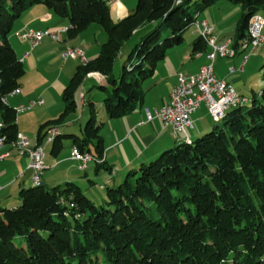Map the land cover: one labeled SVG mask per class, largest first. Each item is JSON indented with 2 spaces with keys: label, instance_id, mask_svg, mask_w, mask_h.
<instances>
[{
  "label": "trees",
  "instance_id": "trees-1",
  "mask_svg": "<svg viewBox=\"0 0 264 264\" xmlns=\"http://www.w3.org/2000/svg\"><path fill=\"white\" fill-rule=\"evenodd\" d=\"M218 1L138 0L115 22L108 0H0V137L14 144L19 136L18 113L4 100L20 88L26 69L10 36L32 7L42 5L68 19L69 39L93 24L108 36L98 56L81 64L65 88L61 115L40 127L39 146L82 108L79 98L91 74L106 79L97 89L108 119L134 113L144 103L145 82L168 50L183 44L197 18ZM229 1L241 10L233 37L240 53L249 42L250 21L264 13V0ZM149 24L157 26L115 76L124 45ZM206 44L199 36L193 53L208 51ZM246 100L209 133L178 142L119 185L107 186L99 207L73 182L23 189L19 207L0 209V264H264V87L250 105ZM87 105L82 135L58 132L51 142L54 156L70 140L81 154L104 160V123L95 103L89 99Z\"/></svg>",
  "mask_w": 264,
  "mask_h": 264
},
{
  "label": "crops",
  "instance_id": "crops-1",
  "mask_svg": "<svg viewBox=\"0 0 264 264\" xmlns=\"http://www.w3.org/2000/svg\"><path fill=\"white\" fill-rule=\"evenodd\" d=\"M220 1L226 2L221 4L222 6H219V10H215L214 14L211 13L213 9L203 13L205 14L203 19H207L215 26L219 40L224 41L229 38L233 39L241 10L240 8L239 10L230 8L227 5L232 4L229 0ZM111 5L115 7L114 15L112 13L115 22L120 21L134 10V5L121 4L122 7ZM93 25L75 39H69L67 33L62 34L59 41L47 36L39 46L32 48L29 42L16 37V33L27 29L36 31L69 29V20L61 19L52 10L37 5L26 11L16 22L14 33L10 36V42L23 63L26 74L20 82V94L9 96L7 103L13 108H18L28 105L31 101H44L42 106H38L28 114H18L17 117L19 135L27 138L29 147L38 146L40 127L48 121L57 119L63 112L62 94L81 65L79 60L65 58L64 52L68 48L79 49L84 52L87 60H93L98 56L101 45L108 39L100 26L97 28ZM151 25L154 24L144 26L135 35H141V33L151 29L153 27ZM89 31L93 32L92 36ZM98 37H101L102 41H98ZM127 43L123 47L126 56L132 50L131 43ZM192 43L186 50H175L176 48H174L167 52L166 58L158 64L155 76L145 82L144 103L134 113L121 119L110 120L104 112L103 102H101L98 109L100 113L103 112L102 136L105 147L102 163L93 160L87 164L86 169L82 170L80 169V162L72 159V150L74 149L70 140H66L68 142L66 144L64 142V149L57 156L52 154L51 141L48 144V152L44 150L46 169L43 172L41 184L43 183L45 187L50 188L66 182H73L80 186L93 202L99 199L104 200L107 186L119 185L122 183V179L126 178V174L137 170L142 164L152 161L161 152L173 148L178 141L173 137L172 128L165 127L162 121L155 117V112L170 101V94L178 83L179 74L194 75L202 65L208 62L206 54L197 56L196 53H193ZM25 53L30 55L24 58ZM244 56L238 54L234 59L219 58L214 65L215 76L218 79H227L240 94L245 92L246 80L243 75L250 60L243 67L242 72L230 75L229 69L230 67L240 69L242 63L246 61ZM99 84L107 85V82L104 78L97 77L96 74H91L85 80L83 93L79 98L82 106L80 116L77 117L75 116L76 113L73 114L69 118L70 121L67 120L60 127L59 132L61 134L82 135L83 125L89 112L87 100L90 99L94 103L102 101L100 95L93 93L100 86ZM148 111L154 116L151 121L148 120ZM210 117L208 108L203 103L201 108L193 114L194 128L190 129L189 134L186 135V140L194 141L212 130L216 124L213 126ZM0 124H2L1 118ZM77 125L79 130L75 128ZM44 144H47V141L44 140L40 146L43 147ZM7 154L8 156L0 160V186L2 188L0 191V209L13 208L11 206L20 201V192L35 186L34 179H32L34 172L29 169L28 155L14 147L13 144L4 143L0 147V156Z\"/></svg>",
  "mask_w": 264,
  "mask_h": 264
},
{
  "label": "built area",
  "instance_id": "built-area-1",
  "mask_svg": "<svg viewBox=\"0 0 264 264\" xmlns=\"http://www.w3.org/2000/svg\"><path fill=\"white\" fill-rule=\"evenodd\" d=\"M116 4H120V0H112ZM196 33H207L209 36V51L206 58L208 62L201 66L199 72L194 76H178V83L171 92L170 101L163 106L159 111L155 112V117L159 118L165 127H171L173 137L178 141H186V135L190 129L194 128L193 114L201 108L203 103L206 104L209 114L212 118H216L221 114L223 109L231 106V101L236 98V89L227 79H218L214 74V63L218 58L234 59L239 52L233 48V39L229 38L220 41L216 34L215 26L207 19H202L200 16L194 24ZM68 29L58 31H46L45 34H36V30L27 29L16 33L22 41L29 42L32 48L39 46L45 37L50 36L54 40L60 38L62 34H66ZM249 42L242 47L240 55H246V62L242 63L240 69L231 67L229 74L241 72L243 67L249 60L250 56L264 47V16L257 14L254 16V21H250L248 29ZM30 54L25 53L24 58ZM197 56H201L202 52H197ZM65 58L79 60L81 64H85L87 58L82 50L70 48L64 52ZM20 88L16 89L10 96L20 94ZM9 97V96H8ZM7 97V98H8ZM7 98L4 100L7 103ZM43 100L31 101L27 106L16 108L18 114L29 110L33 107L42 106ZM148 120H153L154 116L148 111ZM3 125L0 124V132ZM50 130L49 138L59 132L56 128ZM6 138L0 137V147L5 143ZM47 140V143H48ZM14 147L28 155L29 165H39L43 163L44 149L42 146L30 148L27 138L22 135L18 136L17 141L13 144ZM73 159L81 163L80 169L86 168L87 162L90 159L87 156L78 154V150H73ZM8 156H0V160ZM42 172L33 173L34 179H40ZM1 191V188H0Z\"/></svg>",
  "mask_w": 264,
  "mask_h": 264
},
{
  "label": "rangeland",
  "instance_id": "rangeland-1",
  "mask_svg": "<svg viewBox=\"0 0 264 264\" xmlns=\"http://www.w3.org/2000/svg\"><path fill=\"white\" fill-rule=\"evenodd\" d=\"M109 1V4H110V6H111V9H112V13H113V15H114V13H115V7L113 6V5H111V4H114V5H116V6H118V7H122V5L121 4H123V5H134L133 6V8L135 9V7L137 6V3H138V0H120V4H116V3H114V2H112L111 0H108ZM122 1V2H121ZM185 0H183V2H184ZM195 1H197V0H193V2H195ZM182 2V3H183ZM224 2H226V1H218L217 3H215V5H213L212 7H210L206 12H208V11H210V10H212L211 11V13L212 14H214L215 13V10L216 11H218L219 10V6H222L221 4H223ZM220 4V5H219ZM225 4V3H224ZM227 4V3H226ZM228 6H230V8H233V10H239V7H237V6H233L232 4L231 5H229V4H227ZM264 14V13H263ZM262 14V15H263ZM201 16V15H200ZM264 16V15H263ZM205 17V14H203V16H202V19ZM253 19V18H252ZM252 21V20H251ZM210 22V21H209ZM150 25V24H149ZM93 26H95V27H97V28H99L98 27V25H96V24H94ZM151 26H153V27H151V29H153V28H155L157 25L156 24H154V25H151ZM151 29H149V30H147V31H145V32H143V33H141V35L139 34L138 36H136V35H134L132 38H131V40L129 41L130 43H131V47H132V49L139 43V41H140V38L142 37V36H144V35H146L149 31H151ZM42 31V30H41ZM167 31V32H166ZM166 31H163V37H164V39H166L167 38V35H169V32H170V30L168 29V30H166ZM42 32H46V31H42ZM89 32H91V36L93 35V32L92 31H89ZM103 32V34H105V36L107 37V33L105 32V31H102ZM13 33H14V31L12 32V35H13ZM17 33H19V32H17ZM90 34V33H89ZM217 34V33H216ZM11 35V36H12ZM218 36V35H217ZM199 37V34L198 33H196L195 32V29H194V27H192L188 32H186V34H185V41H184V43L183 44H181V45H179L178 47H176V49L175 50H186V49H188L189 48V45L195 40V39H197ZM102 38L101 37H98V41H102L101 40ZM107 39V38H106ZM60 39H58V40H55V41H59ZM86 41V40H85ZM107 41V40H106ZM128 42V43H129ZM127 43V44H128ZM207 45V44H206ZM70 48H68V50H69ZM172 49H174V48H172ZM169 51H171V49L170 50H168V52ZM208 51H209V48H208ZM208 51H206V52H202V55H204V54H206L207 55V52ZM124 52H125V50L123 49V51L121 52V54H120V56L117 58V60H116V62H115V67H114V74H115V76H119L120 75V73H121V70H122V67H123V64L126 62V60H127V57L128 56H126L125 54H124ZM178 52V51H177ZM240 54V53H239ZM178 56H179V58H181V56L178 54ZM86 57V56H85ZM246 58V55L244 56V59ZM219 59V58H218ZM221 59V58H220ZM244 59H243V61H244ZM250 61H249V63L247 64V67H246V70H245V73H244V75H243V77L245 78V80H246V86H245V89H244V94H240L239 92V94L241 95V97L242 98H244V102H242V104L241 105H239L238 107H242L246 102H247V100H246V98H248L249 99V102L247 103V106L248 105H250L251 104V98L253 97V95H254V93H256V94H260V91L263 89V87H264V47L263 48H260L258 51H256L255 52V54H253L252 56H251V58L249 59ZM89 61V60H88ZM246 62V61H245ZM205 65V64H204ZM214 65H215V63H214ZM203 66V65H202ZM201 68V67H200ZM231 68V67H230ZM200 70V69H199ZM243 71V70H242ZM241 71V72H242ZM199 72V71H198ZM197 72V73H198ZM196 73V74H197ZM196 74H194V75H196ZM97 75V77H102V78H104L103 76H101V75H99V74H96ZM179 75H184V74H179ZM178 75V76H179ZM194 75H191V76H194ZM90 76V75H89ZM88 76V77H89ZM184 76H186V75H184ZM105 79V78H104ZM106 80V79H105ZM100 85V84H99ZM94 95H100L102 98H101V100L102 101H97V102H95V105H96V107L97 108H100V106H101V102H103V99H104V97H103V94H102V92L101 91H99L98 89H95L94 90ZM171 95V94H170ZM97 97V96H96ZM246 97V98H245ZM96 99V98H95ZM94 101H96V100H94ZM81 103V102H80ZM246 105V104H245ZM24 106H27V105H24ZM38 107V106H37ZM37 107H33V108H31V109H29V110H26V111H23L22 113H20V114H28V113H30V111H32V110H34L35 108H37ZM237 107V108H238ZM16 109V108H15ZM232 109H235V108H231L228 112H230ZM159 111V110H158ZM105 112V111H104ZM209 112V111H208ZM228 112H227V114H228ZM80 110H78V112L75 114V116H77V117H79L80 116ZM24 114V115H25ZM226 114V115H227ZM73 116V115H72ZM102 117H103V112H101L100 114H99V119H100V121H102ZM226 118V117H225ZM224 118V119H225ZM88 119H89V112H88V118L85 120V122H84V125H83V129H84V127H85V125H86V123H87V121H88ZM224 119H222V120H215V119H212L211 117H210V120H211V122H212V124H213V126L215 125V123H221ZM68 121H70V119H68ZM214 121V122H213ZM68 123V122H67ZM212 126V127H213ZM75 128L76 129H78L79 130V127H78V125L77 126H75ZM58 131H59V129L58 128H56ZM51 130H55V129H51ZM211 131V130H210ZM209 131V132H210ZM208 132V133H209ZM191 139V138H190ZM178 141V140H177ZM178 142H182V141H178ZM66 143H68L67 141H65V144ZM188 143V142H187ZM48 144L49 143H47V144H44V150H46L47 152H48V149H49V146H48ZM30 148H34V147H30ZM74 149V148H73ZM170 149V148H169ZM162 153V152H161ZM160 153V154H161ZM159 154V155H160ZM73 150H72V159H73ZM158 155V156H159ZM45 157H46V155H45ZM92 158H93V156H92ZM157 158V157H156ZM155 159V158H154ZM153 159V160H154ZM30 160V159H29ZM74 160V159H73ZM94 160V158L92 159V160H90L89 162H91V161H93ZM152 160V161H153ZM43 161H44V159H43ZM88 162V163H89ZM45 163V162H44ZM80 166H81V163H80ZM86 168H87V164H86ZM85 168V169H86ZM46 169V164H45V168H44V170ZM139 169V168H138ZM137 169V170H138ZM44 170H42V172H44ZM127 175V174H126ZM124 179H125V177L122 179V182L124 181ZM40 184H41V178H40ZM35 185V184H34ZM43 185V184H42ZM54 186H51L50 188H53ZM95 193V192H94ZM104 200H101V199H99V200H97V201H95L94 203H96V205L99 207V206H101V203L103 202ZM22 204V202H21V200L17 203V204H15V205H13V206H11V207H13V208H16V207H19L20 205ZM12 209V208H11Z\"/></svg>",
  "mask_w": 264,
  "mask_h": 264
},
{
  "label": "bare ground",
  "instance_id": "bare-ground-1",
  "mask_svg": "<svg viewBox=\"0 0 264 264\" xmlns=\"http://www.w3.org/2000/svg\"><path fill=\"white\" fill-rule=\"evenodd\" d=\"M112 1V0H111ZM112 2H114V1H112ZM252 21H254V18L252 19ZM194 27V26H193ZM46 32H42V31H36V34H45ZM199 34V36L207 43V44H209V36H208V34L207 33H198ZM59 38H56L55 40H58ZM253 54H255V53H253ZM252 54V55H253ZM251 55V56H252ZM237 55H235L234 56V58L236 57ZM251 56H250V58H251ZM249 58V59H250ZM245 60H246V58H245ZM249 61V60H248ZM247 61V62H248ZM87 63V61L85 62V64ZM247 64V63H246ZM245 64V65H246ZM242 102H244V98H242L241 97V95L237 92L236 93V98H235V100H232L231 101V106L230 107H228V108H226V109H223L222 111H221V114L218 116V117H216V118H212V119H217V120H222V119H224L225 117H226V114H227V112L231 109V108H237L239 105H241L242 104ZM58 134V132L57 133H55L54 135H52L51 137H50V139L48 140V138H49V135H48V137H47V139H46V141L48 140V143L49 142H51L54 138H55V136ZM40 146V145H39ZM36 147H38V146H36ZM43 148V147H42ZM44 149V148H43ZM74 150H77L76 148H74ZM45 152V151H44ZM78 154L79 155H81V156H87L90 160H92L93 158H92V156L90 155V154H81L79 151H78ZM29 158V157H28ZM30 161V160H29ZM87 164H88V162H87ZM44 168H45V163H44V161H43V163H41V164H39V165H29V169L30 170H32L34 173H37V172H42V170H44ZM42 175H43V172H42V174H41V176H40V178H42ZM32 179H34V176H33V178ZM34 184L35 185H40V179H34ZM0 188H1V186H0ZM2 189V188H1Z\"/></svg>",
  "mask_w": 264,
  "mask_h": 264
}]
</instances>
